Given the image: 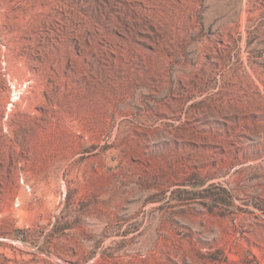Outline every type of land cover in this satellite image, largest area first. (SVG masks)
<instances>
[{
  "label": "rangeland",
  "instance_id": "rangeland-1",
  "mask_svg": "<svg viewBox=\"0 0 264 264\" xmlns=\"http://www.w3.org/2000/svg\"><path fill=\"white\" fill-rule=\"evenodd\" d=\"M0 156V264H264V0H0Z\"/></svg>",
  "mask_w": 264,
  "mask_h": 264
},
{
  "label": "bare ground",
  "instance_id": "bare-ground-1",
  "mask_svg": "<svg viewBox=\"0 0 264 264\" xmlns=\"http://www.w3.org/2000/svg\"><path fill=\"white\" fill-rule=\"evenodd\" d=\"M135 0H133V2H134ZM134 4V3H133ZM137 6V5H136ZM132 8H136V7H132ZM139 8V7H138ZM142 9V8H141ZM140 11H142V10H140ZM143 12V11H142ZM149 12V11H148ZM141 13V12H140ZM129 19V18H128ZM136 21V20H135ZM132 24V23H131ZM136 25V24H135ZM143 25V24H142ZM153 25V24H152ZM138 27V26H137ZM131 30V29H130ZM136 30V28L134 27V30H131L129 33H127V37L129 38V39H131V38H133L134 37V31ZM124 32V31H123ZM100 38V37H99ZM97 41V40H96ZM108 42H110V41H108ZM114 42V41H113ZM106 44V43H105ZM110 45V44H109ZM105 48V47H104ZM127 48V50H129V51H132L133 50V48L134 47H132V46H130V47H126ZM118 49V48H117ZM120 49V48H119ZM135 49V48H134ZM123 51V50H122ZM107 52V51H106ZM113 73V72H112ZM111 73V74H112ZM115 75V74H114ZM118 75V74H117ZM125 75V74H124ZM108 76V75H107ZM111 77V76H110ZM147 77V76H146ZM113 78V77H112ZM115 78V77H114ZM119 78V77H118ZM125 78V77H124ZM106 79H107V77H106ZM107 83H108V81H107ZM112 83V82H111ZM130 83V82H129ZM133 83H134V81H133ZM151 83V82H150ZM106 85V84H105ZM110 85V84H109ZM108 86V85H107ZM110 86H112V85H110ZM112 88V87H111ZM113 92H112V95H113V98L115 99L116 97H118V96H120L122 93H123V91L124 90H112ZM38 129V127H35V128H33L32 129V131L30 132V135L31 136H33L35 133H36V130ZM0 158H1V156H0ZM9 164V163H8ZM2 183H5V180H2ZM22 192V191H21ZM21 196V195H20ZM0 198L1 199H3V196L2 195H0Z\"/></svg>",
  "mask_w": 264,
  "mask_h": 264
}]
</instances>
